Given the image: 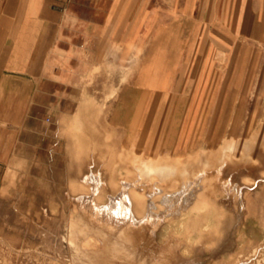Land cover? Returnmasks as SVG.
<instances>
[{
    "label": "crops",
    "instance_id": "0c3cea01",
    "mask_svg": "<svg viewBox=\"0 0 264 264\" xmlns=\"http://www.w3.org/2000/svg\"><path fill=\"white\" fill-rule=\"evenodd\" d=\"M261 88L264 0H0L8 176L26 144L45 157L47 118L77 116L84 95L104 98L107 123L162 155L214 138L223 116L238 129L239 98Z\"/></svg>",
    "mask_w": 264,
    "mask_h": 264
},
{
    "label": "rangeland",
    "instance_id": "374dc122",
    "mask_svg": "<svg viewBox=\"0 0 264 264\" xmlns=\"http://www.w3.org/2000/svg\"><path fill=\"white\" fill-rule=\"evenodd\" d=\"M103 85H97L99 90ZM260 90L254 99L239 98L238 129L231 128L235 116H223V130L186 153L157 155L144 142L137 144L128 131L107 123L102 97H81L73 118H47L45 157L39 160L38 149L27 146L38 143L31 137L22 139L26 148H20L18 157L21 160L25 153L28 161L11 163L9 176L7 164L0 163V264H71L78 255L70 240L81 246L104 241L78 214V197L93 194L83 179L90 171L101 172L107 181L95 195L100 202H108L109 194L122 189L123 179L138 181L131 193L137 205L141 200L144 204L137 206L135 216L141 223L148 216L162 221L154 234L159 244L170 247L162 264H264V89ZM148 160L176 169L170 176H142L140 168ZM184 174L194 182L190 187L197 191V202H191L190 193L188 203L174 195L183 188Z\"/></svg>",
    "mask_w": 264,
    "mask_h": 264
},
{
    "label": "bare ground",
    "instance_id": "6f19581e",
    "mask_svg": "<svg viewBox=\"0 0 264 264\" xmlns=\"http://www.w3.org/2000/svg\"><path fill=\"white\" fill-rule=\"evenodd\" d=\"M175 169V166L155 164L148 160L142 164L140 172L142 176L151 175L152 173H158L161 176H170ZM199 174H201V172ZM83 179L86 185L92 186L93 194L78 195V201L76 200L80 206L78 214L87 225V228L91 226L97 229L105 239L100 242H90L83 246L70 240V242L74 244L75 255H78V261L77 258H73L74 260H70L71 264H162L163 258L170 252L169 244L167 242H165L167 244H159L154 235L158 224L162 221L159 223L160 219L158 217L155 221L152 216H148L147 218L144 217L143 219L146 218V220L141 223V218L138 219L135 216V209L138 208L137 206H139L140 203L142 205L144 204L141 200L139 205H137L131 193V188L135 187L138 181L133 182L123 179L121 181L122 189L115 194H109L108 202H100V199H97L95 195H98L100 188L107 184L101 172L90 171ZM194 180L196 179L194 178ZM181 183L183 186L182 190L174 195H176L178 199L180 198L181 202L185 201L188 203L191 199V202H197V191L190 187L194 182L184 174ZM187 193H190L191 199L190 197H186ZM211 219H213L212 216ZM207 225L206 223L205 227ZM110 258L113 260L112 262L108 261ZM56 261L58 264H63L61 260Z\"/></svg>",
    "mask_w": 264,
    "mask_h": 264
}]
</instances>
